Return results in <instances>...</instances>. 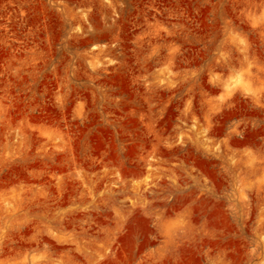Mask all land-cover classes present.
<instances>
[{
	"label": "rangeland",
	"instance_id": "374dc122",
	"mask_svg": "<svg viewBox=\"0 0 264 264\" xmlns=\"http://www.w3.org/2000/svg\"><path fill=\"white\" fill-rule=\"evenodd\" d=\"M0 264H264V0H0Z\"/></svg>",
	"mask_w": 264,
	"mask_h": 264
}]
</instances>
